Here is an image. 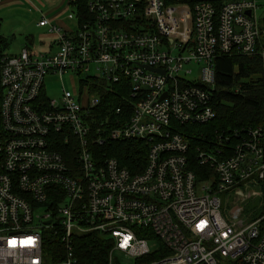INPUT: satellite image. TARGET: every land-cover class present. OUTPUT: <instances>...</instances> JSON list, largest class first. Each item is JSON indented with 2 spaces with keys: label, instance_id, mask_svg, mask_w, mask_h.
I'll return each instance as SVG.
<instances>
[{
  "label": "built area",
  "instance_id": "obj_1",
  "mask_svg": "<svg viewBox=\"0 0 264 264\" xmlns=\"http://www.w3.org/2000/svg\"><path fill=\"white\" fill-rule=\"evenodd\" d=\"M263 6L88 0V15L64 18L75 27L41 16L48 49L2 50L0 264H79L73 239L89 232L112 240L103 264H264V127L213 130L195 170L177 129L215 119L218 56L258 58L264 94ZM120 80L126 104L102 119L100 88ZM129 139L145 144L139 170L105 149Z\"/></svg>",
  "mask_w": 264,
  "mask_h": 264
},
{
  "label": "trees",
  "instance_id": "obj_2",
  "mask_svg": "<svg viewBox=\"0 0 264 264\" xmlns=\"http://www.w3.org/2000/svg\"><path fill=\"white\" fill-rule=\"evenodd\" d=\"M77 19L88 15V0H68ZM8 41L0 35V52L7 46ZM215 90L212 104L216 110V117L208 124L185 123L178 126V130L188 140L191 149L189 166L192 169L200 168L194 156L195 147L203 139H212L213 130H234L248 127H264V94L263 80L260 71V60L256 57H247L240 54L233 56H218L215 58ZM125 81V82H123ZM100 88L101 101L99 105L100 117L103 119L108 113L111 117L117 116L115 109L126 104L129 83L120 80L107 88L106 83ZM237 90H236V89ZM206 132L203 137L199 134ZM121 166L139 170L144 165L146 148L138 140H117L106 143L105 149H110ZM141 163V164H140ZM48 240L44 245L49 249ZM74 251L79 264H103L106 261L112 240L98 232H89L76 235L73 239Z\"/></svg>",
  "mask_w": 264,
  "mask_h": 264
},
{
  "label": "rangeland",
  "instance_id": "obj_3",
  "mask_svg": "<svg viewBox=\"0 0 264 264\" xmlns=\"http://www.w3.org/2000/svg\"><path fill=\"white\" fill-rule=\"evenodd\" d=\"M68 0H1L0 1V32L4 34L8 41V46L4 48L7 54L18 53L25 44H29L32 50H38L45 47L38 41L39 35L42 34L44 29L35 26V22L42 16L53 18L60 12L63 13L56 18L57 21L63 20L68 14L73 13V9L68 5ZM258 4L264 3V0H257ZM259 18H264V6L257 9ZM66 25L75 27L74 19H67ZM2 34V35H3ZM33 35L34 42L29 43ZM96 69L91 67L89 75H94ZM68 74L63 75V83L67 89H72V84ZM77 82V77L75 76ZM45 92L50 99H59L61 96V81L57 75H46L44 79ZM229 206V203L226 204ZM43 213V209L38 210ZM121 256H117V260ZM125 264H129L127 260Z\"/></svg>",
  "mask_w": 264,
  "mask_h": 264
},
{
  "label": "crops",
  "instance_id": "obj_4",
  "mask_svg": "<svg viewBox=\"0 0 264 264\" xmlns=\"http://www.w3.org/2000/svg\"><path fill=\"white\" fill-rule=\"evenodd\" d=\"M63 11H64V10H63ZM40 19H41V17H40L38 20H40ZM38 20H37V21H38ZM37 21L35 22V26H36V27L38 26V25H37ZM57 22H58L60 25H66V22H67V21L64 19V21H63V20H59V21H57ZM38 27L44 29V30H43L44 32H43L42 34L39 35L38 41H40L39 39L41 38V36L43 37V35H44V34H47V33H46V30H45L44 27H41V26H38ZM2 34H3V33L0 32V35H2ZM2 36L5 37L4 34H3ZM27 38H28V39L30 38L29 43H33V42H34V37H33V35H30V36H28ZM7 46H8V44H7ZM7 46H6V47H7ZM25 46H29V44H25ZM25 46H24V47H25ZM22 48H23V47H22ZM43 49H48V45L45 44V47H42V48L39 49V50H43Z\"/></svg>",
  "mask_w": 264,
  "mask_h": 264
},
{
  "label": "water",
  "instance_id": "obj_5",
  "mask_svg": "<svg viewBox=\"0 0 264 264\" xmlns=\"http://www.w3.org/2000/svg\"><path fill=\"white\" fill-rule=\"evenodd\" d=\"M247 13H249V11H247ZM46 223L49 224L50 223V220H47Z\"/></svg>",
  "mask_w": 264,
  "mask_h": 264
}]
</instances>
